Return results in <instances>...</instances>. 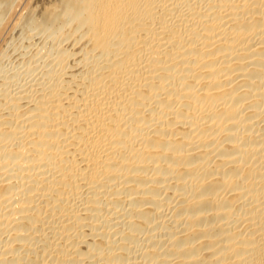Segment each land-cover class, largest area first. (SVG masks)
<instances>
[{"label": "bare ground", "instance_id": "1", "mask_svg": "<svg viewBox=\"0 0 264 264\" xmlns=\"http://www.w3.org/2000/svg\"><path fill=\"white\" fill-rule=\"evenodd\" d=\"M0 264H264V0H0Z\"/></svg>", "mask_w": 264, "mask_h": 264}]
</instances>
